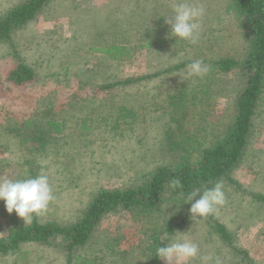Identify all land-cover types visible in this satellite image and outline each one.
<instances>
[{
    "label": "rangeland",
    "instance_id": "rangeland-1",
    "mask_svg": "<svg viewBox=\"0 0 264 264\" xmlns=\"http://www.w3.org/2000/svg\"><path fill=\"white\" fill-rule=\"evenodd\" d=\"M25 1L0 0V18ZM174 2L50 0L35 21L0 44V177L48 176L55 199L37 216L41 223H75L99 190L140 186L186 154L169 151L170 143L189 139L206 148L233 122L247 76L213 69L214 62L240 60L246 53L229 0H200L207 15L195 44L170 36L165 18ZM113 45L126 48L129 58L112 61L98 51ZM196 59L210 66L209 73L185 80L186 66ZM20 63L36 80L16 87L6 78ZM113 84L119 85L102 89ZM29 121L34 134L26 128ZM53 122L61 125L60 133ZM253 125L245 157L231 173L235 183L223 182L226 202L212 214L229 231L233 247L205 218L191 220L190 207L168 197L152 213L108 215L77 254L97 264H147L156 228L184 221L168 242L182 233L198 245L189 264H202V256L212 257L209 264H264V202L254 198L264 196V94ZM190 156L196 159L198 152ZM23 224L0 201V238ZM0 264L69 261L63 246L32 243L0 255Z\"/></svg>",
    "mask_w": 264,
    "mask_h": 264
},
{
    "label": "trees",
    "instance_id": "trees-1",
    "mask_svg": "<svg viewBox=\"0 0 264 264\" xmlns=\"http://www.w3.org/2000/svg\"><path fill=\"white\" fill-rule=\"evenodd\" d=\"M49 3L50 0H26L9 10L0 18V44L11 42L13 36L35 21ZM229 10L235 15L242 29L247 43L246 53L240 60L222 59L214 62L213 69L219 74L240 70L247 76V82L236 99V116L223 136L217 138L209 147L201 149L198 148L200 142L189 139L177 144L170 143L169 151L181 150L186 154L180 156L174 164L156 169L140 186L99 190L73 224L41 223L34 215L30 224L18 225L12 228L7 238H0V255L15 254L21 246L34 243L45 247L63 246L69 264H97L94 258L82 257L77 252L89 244L108 215L118 212L152 213L159 210L168 197L190 207V204L184 203V197L189 192L194 190L202 192L218 181L235 183L231 173L240 165L248 150L254 117L264 94V0H229ZM98 51L112 61H123L124 57L130 56L126 48L114 45ZM183 67L180 65L174 70ZM169 71L171 70L166 72ZM143 79L145 78L127 80L123 84L128 85ZM35 80V72L23 63L18 64L6 78L7 82L16 87L25 86ZM119 84L107 85L102 89H112ZM32 123L34 122L29 121L26 128H31L33 130L31 134H34ZM50 126L54 128L55 133L61 132L59 123L53 122ZM192 152H198L196 159L190 156ZM176 178L181 181L182 189L170 186V182ZM254 198L258 202H264L262 195H255ZM181 208L182 206H179L177 209ZM205 219L220 240L233 247V239L227 228L213 215ZM183 222H168L165 226L156 228L147 247V264H160L162 259L157 256L156 249L168 244V237L173 235ZM234 249L236 250L235 247ZM239 253L248 256L245 252Z\"/></svg>",
    "mask_w": 264,
    "mask_h": 264
},
{
    "label": "clouds",
    "instance_id": "clouds-1",
    "mask_svg": "<svg viewBox=\"0 0 264 264\" xmlns=\"http://www.w3.org/2000/svg\"><path fill=\"white\" fill-rule=\"evenodd\" d=\"M206 15L207 9L200 0L196 2L175 0L171 15L165 18V23L171 27V37L195 44L199 39L201 24ZM209 71L208 64H205L202 59H196L186 66L185 80L192 77L203 78ZM170 186L174 189H182V183L178 178L173 179ZM54 199L47 175L16 180L0 177V201L4 202L8 213L15 212L22 218L24 225L30 224L34 215L44 213ZM184 200V203L191 205L189 209L191 220L206 218L214 214L226 202L223 182L218 181L202 192L191 191ZM180 234L179 237L174 236L170 243L156 249L157 256L166 264H189L198 256V245L187 239L184 234ZM201 261L202 264H209L212 257L202 256Z\"/></svg>",
    "mask_w": 264,
    "mask_h": 264
}]
</instances>
